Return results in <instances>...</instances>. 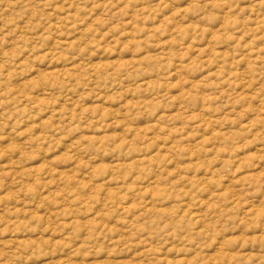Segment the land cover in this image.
<instances>
[{
    "label": "rangeland",
    "instance_id": "374dc122",
    "mask_svg": "<svg viewBox=\"0 0 264 264\" xmlns=\"http://www.w3.org/2000/svg\"><path fill=\"white\" fill-rule=\"evenodd\" d=\"M0 264H264V0H0Z\"/></svg>",
    "mask_w": 264,
    "mask_h": 264
}]
</instances>
